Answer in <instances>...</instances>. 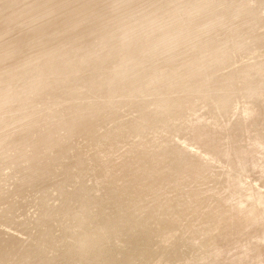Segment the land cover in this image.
I'll list each match as a JSON object with an SVG mask.
<instances>
[{
    "label": "rangeland",
    "instance_id": "1",
    "mask_svg": "<svg viewBox=\"0 0 264 264\" xmlns=\"http://www.w3.org/2000/svg\"><path fill=\"white\" fill-rule=\"evenodd\" d=\"M0 264H264V0H0Z\"/></svg>",
    "mask_w": 264,
    "mask_h": 264
}]
</instances>
